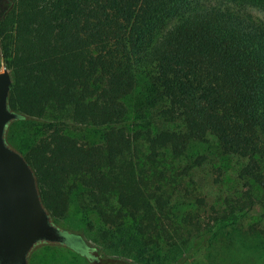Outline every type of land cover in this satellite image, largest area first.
<instances>
[{
	"label": "trees",
	"instance_id": "obj_1",
	"mask_svg": "<svg viewBox=\"0 0 264 264\" xmlns=\"http://www.w3.org/2000/svg\"><path fill=\"white\" fill-rule=\"evenodd\" d=\"M248 8L264 14V0H0L17 113L5 143L31 167L52 223L95 219L118 251L101 264L184 260L215 229L264 209V18ZM21 121L34 125L22 148L9 134ZM71 125L99 140L81 142ZM209 138L240 159L239 188L204 218L202 197L175 193L204 155L175 164ZM63 231V247L88 259L80 235Z\"/></svg>",
	"mask_w": 264,
	"mask_h": 264
},
{
	"label": "rangeland",
	"instance_id": "obj_2",
	"mask_svg": "<svg viewBox=\"0 0 264 264\" xmlns=\"http://www.w3.org/2000/svg\"><path fill=\"white\" fill-rule=\"evenodd\" d=\"M247 11L254 18H264V14L257 9L248 8ZM3 63L5 64L0 55V70ZM33 127L31 121L12 123L9 134L22 148L32 141ZM64 131L74 135L81 142L90 143L99 140L96 133L85 128L78 129L71 125L64 127ZM186 154L184 159L179 160L180 162L175 165L181 168L184 163L193 164L198 155L201 157L204 155L203 162L200 167L193 168L189 176L180 178L175 193L186 204L195 202L197 197H202L206 202L205 206H202V216L208 218L212 213L211 204L219 205L225 194L229 195L239 188L236 171L240 159L223 153L212 138L196 143L195 147H191ZM167 158L168 155L164 157ZM170 163H172L171 159L165 164L170 165ZM73 202L74 206L78 207L79 203L76 200ZM179 208L185 209L183 204ZM263 211L264 209L259 206L250 209L237 223L215 229L209 239L199 249L189 252L184 260H182L184 257H181L180 261H171L169 264H264ZM92 219L96 227L95 219ZM54 224L61 230L70 228L80 235L83 243V246L80 245L82 248L80 251L88 259L65 249L64 243L41 241L35 243L28 253V264H101L103 258L115 256L114 253L118 252L106 246L101 241L100 235H95V230L92 229L94 227L90 228L77 216L66 214ZM95 237L97 241H94ZM182 255L184 253L181 252ZM177 257L179 259V256Z\"/></svg>",
	"mask_w": 264,
	"mask_h": 264
},
{
	"label": "water",
	"instance_id": "obj_3",
	"mask_svg": "<svg viewBox=\"0 0 264 264\" xmlns=\"http://www.w3.org/2000/svg\"><path fill=\"white\" fill-rule=\"evenodd\" d=\"M12 79L3 63L0 70V264H27L37 242H62L64 234L43 207L35 176L24 157L9 147L4 133L17 113L7 97Z\"/></svg>",
	"mask_w": 264,
	"mask_h": 264
},
{
	"label": "flooded vegetation",
	"instance_id": "obj_4",
	"mask_svg": "<svg viewBox=\"0 0 264 264\" xmlns=\"http://www.w3.org/2000/svg\"><path fill=\"white\" fill-rule=\"evenodd\" d=\"M61 231H62L63 234H64V239H63L62 242H59V243H65V241H66V239H67V236H66V234H65V232H64L63 230H61ZM75 240H77V241L79 242V245L83 246V245H82L83 243H82L78 238H75ZM27 264H28V261H27Z\"/></svg>",
	"mask_w": 264,
	"mask_h": 264
}]
</instances>
